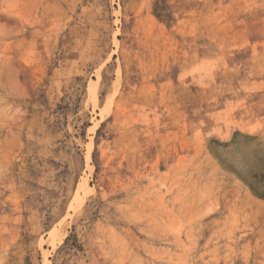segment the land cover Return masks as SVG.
I'll list each match as a JSON object with an SVG mask.
<instances>
[{
	"label": "rangeland",
	"instance_id": "374dc122",
	"mask_svg": "<svg viewBox=\"0 0 264 264\" xmlns=\"http://www.w3.org/2000/svg\"><path fill=\"white\" fill-rule=\"evenodd\" d=\"M0 264H264V0H0Z\"/></svg>",
	"mask_w": 264,
	"mask_h": 264
}]
</instances>
